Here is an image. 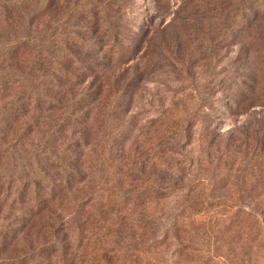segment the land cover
<instances>
[{"label":"rangeland","instance_id":"374dc122","mask_svg":"<svg viewBox=\"0 0 264 264\" xmlns=\"http://www.w3.org/2000/svg\"><path fill=\"white\" fill-rule=\"evenodd\" d=\"M51 40L63 48L55 52L59 66L39 49ZM4 69L32 83L43 74L46 80L33 85L49 97L26 100L31 91L13 72L1 79L0 111L23 98L5 120L6 143L20 152L46 143L57 153L68 143V161L86 179L53 209L71 214L75 227L57 239L75 243L83 215L120 208L127 193L139 197L129 204L137 207L112 217L111 234L92 239L87 258L140 236L147 250L136 264H158L157 257L171 264L180 227L197 247L176 256L180 264H264V0H0ZM66 112L76 121L50 136ZM31 160H23L27 172ZM9 161L0 160V171ZM198 177L214 182L213 202ZM47 186V179L40 183V197ZM26 223L22 214L0 210V235L9 234L0 260L53 239L37 224L20 237ZM166 233L155 257L149 249ZM118 260L134 264L127 255Z\"/></svg>","mask_w":264,"mask_h":264},{"label":"trees","instance_id":"16d2710c","mask_svg":"<svg viewBox=\"0 0 264 264\" xmlns=\"http://www.w3.org/2000/svg\"><path fill=\"white\" fill-rule=\"evenodd\" d=\"M46 37H50V35L46 34ZM39 39H28L27 42L36 44ZM41 43L39 44V49L41 53H43L44 57L50 61V64L60 65V59L58 55H56V51L63 52L62 46L57 44L54 40H51L49 43ZM44 59V60H46ZM13 72L15 79L26 83L27 87L31 91L29 95H27L26 100H34V98H39L41 96L43 99L49 100V97L43 91H38L34 88L35 83L39 82L41 79L45 81V77L43 74L40 77H35L33 79V83L30 79L26 77H22L15 70L11 71L10 69H4L0 73V90L5 87L6 82L3 83L4 77H8ZM10 79V78H8ZM30 80V81H29ZM21 99H12L8 105L0 111V160L3 157L7 156L10 161L7 167H4L0 171V210L6 209L13 212H18L25 217L27 221L26 225L21 229H18V234L21 236L26 235L29 229L34 228L35 224L39 225L40 228L49 230L51 232L52 238L48 243L43 244L39 248L34 251H29L26 253H22L20 256L5 260H0V264H42L41 260L44 257L46 258L43 264H120L118 262V258H123L125 255L130 259V262L134 264L137 263V257L142 256L147 250V247L143 246L141 242H137L136 240L141 239V237H137L138 239L131 240H118L117 243H112L110 247H108V252L103 255V258L94 257V261L92 259L87 258L85 251L87 250V245L92 239H103L106 238L109 234H111L110 225L113 223V216H119L137 207L135 205L139 197L135 195H129L124 193L121 195L124 203V206H120L113 203L111 207L105 206L104 210L95 209V211H89L86 215L82 217V224L77 225L78 234L75 243H69L66 241V238L57 239L56 234L59 232L70 231L72 228L75 229L71 220V214L62 215L64 213L63 209H57L58 212H55L53 209L57 205H61L64 201L71 195L74 191V186L77 184H85L86 179L80 176L78 170L73 168L68 161L70 144H65L61 149L60 153L49 148L46 143L39 144L34 148L28 150L27 152L17 151L15 143H6L5 141V131L7 130V122L5 121L9 117H12V113L16 110L17 103ZM36 100V99H35ZM115 99V101H117ZM22 102V101H21ZM36 101L35 106H37ZM115 104L112 103L107 113V118L105 121V136L104 138L108 141L109 134L112 130L111 128V120L114 118V109ZM18 111V110H16ZM15 111V112H16ZM77 117L72 112H66L60 119V122L55 123L54 126L50 129L49 135L56 136L62 133L65 129L70 127L69 120L76 121ZM104 139V141H105ZM105 144L110 145V148L113 146L111 143L105 141ZM25 154V155H24ZM29 157L32 158L31 162L27 163L31 172L26 171V161L23 160ZM33 165L35 168L33 169ZM18 168V169H17ZM32 174V176H31ZM80 177V180L76 178ZM48 180V186L45 189L44 195L40 197V189L39 185L43 182V180ZM199 179V180H198ZM198 181L204 183V187L206 190L205 199L208 202H213L212 199V191L214 189V182L212 180H208L206 177H198ZM32 194L35 197H31ZM148 198V197H147ZM96 200V197H92L88 200H84L81 203L82 207L90 206ZM115 200V199H114ZM135 203L132 204V208L129 207L131 201ZM114 202V201H113ZM145 203V202H144ZM112 203H109L111 205ZM143 206V205H142ZM58 213V214H57ZM60 213V214H59ZM108 215V217L106 216ZM106 216V217H105ZM118 217V218H119ZM125 221V220H124ZM114 225V224H113ZM181 227H186V225L182 224ZM107 229V231H104ZM178 233L175 234V238H177V252L175 257L169 259L172 264H180L177 262V259H180L190 253L192 251L197 250L196 242H191V237L188 236V230L184 228L177 227L175 229ZM168 232V231H167ZM183 234V238L181 239V234ZM8 232L4 231L0 235V251L6 248L8 245ZM162 241H154V245L151 247L148 246L149 253L153 254L155 257L159 256L158 250L161 246L168 241L169 233L164 235ZM194 244V246H193ZM105 251L104 249H99ZM112 255L114 258H117V261L113 262L112 260H106L105 255ZM175 258V259H174ZM158 264L160 262L167 261L165 259L156 258ZM155 260V261H156ZM4 262V263H3Z\"/></svg>","mask_w":264,"mask_h":264}]
</instances>
